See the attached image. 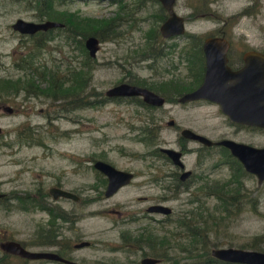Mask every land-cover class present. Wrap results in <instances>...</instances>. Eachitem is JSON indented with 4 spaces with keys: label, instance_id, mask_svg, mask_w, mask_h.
I'll use <instances>...</instances> for the list:
<instances>
[{
    "label": "rangeland",
    "instance_id": "obj_1",
    "mask_svg": "<svg viewBox=\"0 0 264 264\" xmlns=\"http://www.w3.org/2000/svg\"><path fill=\"white\" fill-rule=\"evenodd\" d=\"M31 1L35 4L34 0H0V78L20 75L37 79L31 70L22 69L18 65L27 57V64L33 63L35 57L37 63L33 65L42 69L49 67L58 77L69 76L77 67L83 68L85 55L82 45L70 38L64 29L53 27L52 37L45 38L41 45L36 46L35 36L20 33L12 27V23L19 17L36 19L35 15H43L44 11L32 6ZM204 1L177 0L176 10L181 14L188 15L193 6L208 11L205 16L188 19V33L204 35L212 32L215 25L221 22L220 18L237 14L251 0H212L209 5L208 2L204 4ZM121 2L128 7L120 8L117 0H56V8L83 16L110 17L119 14L113 26L116 35L101 40L93 58L94 66L87 91L90 102L66 110L60 104L65 99L53 100L44 95L32 97L27 106L20 107L19 112L0 117L5 136H15L19 129L26 132L25 125H40L37 134L42 136L41 143L0 145V178L13 179L17 173L27 179H32L37 173H50L55 177L63 175L62 178H67V188L77 189L83 201L75 204L71 199L60 198L58 205L67 209L76 208L82 215L78 222L81 239L94 241L92 245L81 248L72 246L73 251L70 252L73 257L83 261L141 264L144 255H152L150 249L143 244L138 246L134 240L123 239L122 234L135 236L151 231L158 237L164 235L171 239L164 243L167 257L157 264H186V261L191 260V254L197 256L200 247L180 245L187 240V230L180 226V218L190 215V211L196 212L198 205L202 204L207 208L206 212L219 216V223L215 224L214 221L215 225L209 230L207 246L210 249L218 246L253 248L254 237L264 234V181L259 184L257 177L248 171L249 174H241L232 162L226 161L228 153L223 150L208 151L201 147L202 152L208 151L201 164L197 162L195 152L187 153L185 160L189 167L195 166L197 173L193 178L194 189L201 181L211 180L215 183L216 180H229L234 175L240 178L242 175L246 190L242 193L241 210L237 211V207L232 205L234 209L231 213L222 212L217 208L219 202L215 193L206 196L196 190L193 194L189 189L180 193H174L173 188L168 189V184L173 183V180L166 174L173 165L150 153L156 146L178 148L180 129L183 126L191 127L212 139L233 136L257 146L264 145V129L240 124V129L235 132L236 126L232 125L217 104L206 101L181 103L176 93L169 95L174 100L167 98L162 106L151 108L140 103V96L108 97L101 100L106 96V89L121 81H143L146 86L152 87L161 81L193 80L191 64L180 56L186 37L181 34L166 38L159 34L162 20L157 21L160 18L157 15H163L161 4L154 0ZM235 18L230 27L234 30L231 33L235 39L239 30L240 39L263 38L264 26H260L259 21H264V15L260 19L245 16L238 21ZM60 33L64 36L57 35ZM161 44V52L164 50L165 53L152 58L155 50L157 52L159 48L160 52ZM3 93L5 96L11 94L6 91ZM67 99L71 106L76 98L71 96ZM172 118L175 124H168ZM153 120L161 125V129L156 142L146 143L142 140V127ZM188 144L193 148L200 146L196 141H188ZM96 158L105 159L119 168L133 170L136 176L116 193L106 197L99 181L102 176L93 165ZM22 167L25 169L18 172ZM77 168L80 172H77ZM95 184L101 186L95 189ZM16 186L32 187L11 180L5 183V190ZM162 194L168 196L167 204L173 208L171 218L166 221L159 220L163 214H149L145 209L153 198ZM237 194L240 195V192ZM254 197L257 199L253 207ZM193 198L202 201H192ZM114 208L123 210V214L119 216ZM143 211L153 218L143 217ZM47 217V213L38 209L36 204H32L31 208L0 205V241L4 237L15 238L30 249L44 248L35 244L33 230L39 222L44 223ZM209 221L211 225L213 220L210 218ZM77 234V231L70 229L67 242L75 241L73 237ZM257 246L264 249V240L259 241ZM2 252L0 249V255ZM29 264L62 263L35 259L30 260Z\"/></svg>",
    "mask_w": 264,
    "mask_h": 264
},
{
    "label": "water",
    "instance_id": "obj_2",
    "mask_svg": "<svg viewBox=\"0 0 264 264\" xmlns=\"http://www.w3.org/2000/svg\"><path fill=\"white\" fill-rule=\"evenodd\" d=\"M159 1L167 11V16L159 27L161 34L164 37H170L183 33L186 29V24L184 16L175 10L176 0ZM63 25L64 22L54 19L37 22L23 17L17 18L12 23V27L15 30L24 33H33L38 29ZM85 46L89 54L95 57L100 47L99 37L96 35L87 36L85 38ZM226 46V39L222 36H207L205 38L203 47L207 62L203 81L196 88L183 92L178 97V100L186 102L198 98H207L218 102L221 110L230 119L241 124L264 128V52L249 51L245 54V63L240 67V71L232 70L226 63ZM105 93L109 97L141 96L145 102L156 106L163 105L166 101L165 96L161 93L147 86L127 81L114 84L106 89ZM5 108L11 109V106L6 105ZM168 123L173 124L174 120L170 119ZM181 133L185 137L197 139L206 145L223 144L227 146L231 153L241 161L244 168L256 175L259 184L264 181V145L257 146L228 137L214 140L190 127H184ZM161 150L166 152L174 162L182 163V152L180 150L171 146H161ZM93 164L109 178L106 195L113 194L120 186L129 183L133 176L132 171L118 168L103 159H97ZM189 172L187 171L184 174ZM51 193L55 198L64 196L79 199L78 194L59 187H53ZM150 210L169 213L171 207L165 204H156L150 207ZM88 243V240H84L77 243L76 246L80 247ZM0 247L7 252L19 254L29 259L48 258L65 261L69 264H109L104 262H82L65 258L54 251L29 249L16 239L1 241ZM211 252L215 257L226 261L264 264V251L259 249L220 246L213 247ZM160 260L158 257L148 255L142 257L141 263L155 264Z\"/></svg>",
    "mask_w": 264,
    "mask_h": 264
},
{
    "label": "flooded vegetation",
    "instance_id": "obj_3",
    "mask_svg": "<svg viewBox=\"0 0 264 264\" xmlns=\"http://www.w3.org/2000/svg\"><path fill=\"white\" fill-rule=\"evenodd\" d=\"M207 2H208L207 5H209V4H211L212 0H205L204 4H206ZM176 3H177V0L175 1V10H176ZM191 6H192V4H191ZM263 9H264V3L262 0H251L250 2H248L247 6L242 8L237 14H232L228 17L220 18L221 22H218L215 25V27L213 28L212 32H210V33H206L203 35V34H196V33H188L186 30L182 34L183 36L186 37V39L184 41V44L182 45L180 56L182 58H185V60L190 64L195 63L197 65H200L198 67V69L204 76L205 70H206V62H207L206 61V54H205L204 47H203L204 40L207 36H222L226 39V42H227V46L225 48V52L227 55L226 63L230 66V68L232 70H239L240 71V67L245 63L244 57H245L246 53H248L251 50H257V51L264 52V36L262 39H258V40H250L247 38L240 39V30H239L238 35H236L237 39H235L233 34L231 33L234 30L232 31L230 29V27H231L232 23H234L235 17L238 19V21H240V19L245 17V16L253 17L254 19H260L261 15L262 16L264 15ZM207 13H208V11L206 9H197L196 7L193 6L192 10L188 13V15H184V14H182V15L184 16L185 23H187L189 18L194 20L196 17L205 16ZM46 15L47 14L39 15V16L35 15V17H37L36 19H29V20L41 22V21H45L47 19H50L48 17H45ZM166 16H165V18H166ZM25 19H27V18H25ZM259 25L264 26V21L260 20ZM55 27L62 28L65 26H55ZM52 28L53 27H48L46 29H38L33 33H24V32H20V31L19 32L23 33V34H29L31 36H35V42L37 41L41 45L42 42H44L45 38L50 39L52 37V35L54 33ZM57 35H60L61 37L64 36L61 33L57 34ZM177 36H179V35H177ZM194 36H198V37H200V39L199 40L191 39V37L193 38ZM186 55H187V57H186ZM33 60H34L33 63L34 62L37 63L36 59H33ZM45 68L46 67H44V69ZM47 68H49V67H47ZM32 69H33V71L42 70L41 67L36 66V65H34L32 67ZM20 77H22V76L18 75L17 77H13V78L19 79ZM202 79H203V77H202ZM201 82H202V80L197 84V86ZM196 87H194V88H196ZM11 94H8L7 96H5L3 91L0 89V117H2L4 115H10V114L19 112L20 107H24L25 105L27 106V102L30 101V99L32 97H40V96L45 95L43 93L37 94L36 92H34V90L31 91V89H28L25 87H21L20 89L15 90ZM177 99H178V97H177ZM57 100H59V99H57ZM198 101H206L209 103H214V104H217L220 108V105L218 104V102L207 99V98H198V99L189 100V101L181 102V103L186 104L188 102L192 103V102H198ZM6 105H10L11 109L5 108ZM220 110H221V108H220ZM41 111H43V107H41ZM225 115L228 117L227 114H225ZM230 121H231L232 125L236 126L235 132H237L240 129V122H236L232 119H230ZM173 124H175V120H174ZM173 124H171V125H173ZM177 125H179V124H177ZM29 126L33 129L32 135L17 134L15 136H5L4 135V129H3L2 125L0 124V127H1V129H0V145H2V144H13L16 142L17 143H25V144L41 143L42 142V136L37 134L39 131L40 125H29ZM184 127H188V126L181 127L180 137L178 138V140L180 142V146L178 148H176L182 152L181 153L182 163L174 162L166 152L161 150V146H158L160 148L161 152H153L150 154H154L156 156L162 157L169 164L173 165V167L168 169V173L166 175L172 177V180H173V183H171L172 186H171V184H168L167 188L168 189L173 188L174 193H176V192L180 193L181 191H187V189H189V191H191V193H193V194L196 190V192L197 191L203 192L204 195H206V196L209 194L212 195L213 192L211 189V185H212L211 180L210 181H201L198 185L196 184L197 185L196 189L193 188V182H194L193 178L196 176L197 173L195 172V166L194 167L188 166L187 161L185 160L186 159L185 155L187 153L190 154V153L195 152L196 153V160L198 163L201 164L204 157L206 155H208L207 152L209 150L219 149V150H223L225 152H227V150H229V152H231V151L227 146H225L223 144L206 145V144L198 141L197 139L185 137L181 133V130ZM197 132H199V131H197ZM199 133H201V132H199ZM201 134H204V133H201ZM204 135H206V134H204ZM224 137L233 138V139L240 141L239 139H237L236 137H233V136H223L221 138H224ZM215 140H217V139H215ZM188 141H196V142L200 143L199 148H193L192 146H190L188 144ZM201 147L204 149H207L208 151L202 152ZM146 156H147V154H146ZM232 157L238 159L235 156H232ZM97 159H102V158H96V159H94V161ZM103 160H105V159H103ZM94 161H93V163H94ZM24 169L25 168L22 167V168L18 169V172H21ZM95 169H97L99 174L102 176V178H100L99 181H100L102 187H104L103 193L106 197L113 195L120 188H122L123 186L128 184L127 183V184L120 186L113 194L106 195V189H107V186L109 183V178L100 169H98L96 167H95ZM122 169H124V168H122ZM76 170H77V172H80L79 168H77ZM127 170H129V169H127ZM131 171L133 172V176H132L130 182L136 176V172L133 170H131ZM187 171H190V172L188 174H184ZM45 174L46 175H41L40 173H37L32 179L21 178L18 173L16 174L15 178H13V179H11V178H8V179L7 178L6 179L0 178V193H2V195H0V205H2L4 207L18 206V208H20V207L31 208L32 204H36V207H38V209L45 211L47 213L48 217L45 220V222L44 223L39 222L34 227V230H33V234H34L33 237L35 240H37L35 242V244H39L40 246L44 247V248L38 249V250L54 251V252H57L59 255L65 257V258L77 260V261H82V262H104V263L114 264V263L103 261V260L83 261L79 257H78V259L73 257L72 252H70V251H73L72 246L74 248H81L84 246L92 245L94 243V241L89 240V239H81L82 238L81 237V231H78V229H79L78 228V226H79L78 222L81 220L82 215L78 213V210L76 208L67 209V207L62 206L61 204L58 205L59 204L58 200L60 198H67V199L73 200L75 202V204H78L81 201H83V196L79 193V191L77 189L67 188L66 183L68 180H67V178H62L63 175L55 177L50 173H45ZM11 180L19 183L20 185L21 184L22 185L28 184L29 186H32V187H26V186H18L17 187L16 186L14 188H11L10 190H5V183H7ZM101 185H99V186H101ZM99 186H97V184H95V185H93V188L98 189ZM53 187H59V188H63L66 190H70V191L78 194L79 199H74V198L64 197V196H58L55 198L53 196V194L51 193V189ZM204 189H205V192H204ZM52 198H53V200H52ZM200 198H201V196H200ZM200 200L202 201V199H200ZM168 201H169L168 196L166 194H162L158 197L153 198L151 203L148 204L145 209H146L147 213H149V214L150 213L163 214V217L160 218L159 220H162V221L169 220L171 218L170 216H171V213L173 211V208L167 204ZM192 201H196V200H194V198H193ZM156 204L168 205L171 207V211L169 213H165L163 211L150 210V207H152L153 205H156ZM51 208L55 209L56 214L54 217H52L50 214ZM113 210L119 216H121L124 212L123 210H120L117 208H114ZM142 213H143V217L153 218L152 216H148L146 214V212H144V211ZM133 215H135V214H133ZM156 219H158V218H156ZM75 228H77V229H75ZM70 229L72 231H77V233H79V234H77L76 237H73V239L75 241H72V243L67 242V240L69 239L68 231ZM128 235H129L128 233H123L122 238L125 239ZM131 236H133V235H131ZM7 239H12V238L4 237L1 241L7 240ZM84 240H88L89 243L86 245L80 246V247L76 246L77 243L84 241ZM128 241H131V240H128ZM23 244H25V243L23 242ZM139 245L142 246V244H138V246ZM122 246H126V244H122ZM1 251H3V250H1ZM144 256H146V255H144ZM158 258H160L162 260L161 257H158ZM38 260H41V261L54 260L56 262H61L62 264H69V263H66L65 261L55 260V259L40 258ZM140 262H141V260H140Z\"/></svg>",
    "mask_w": 264,
    "mask_h": 264
},
{
    "label": "trees",
    "instance_id": "obj_4",
    "mask_svg": "<svg viewBox=\"0 0 264 264\" xmlns=\"http://www.w3.org/2000/svg\"><path fill=\"white\" fill-rule=\"evenodd\" d=\"M114 1V0H112ZM120 3V8L128 7V5L121 2V0H117ZM157 1V0H154ZM35 4H33V1H31L32 6H36L39 10H43L45 14H49L48 17L50 19L59 20L65 23V27H62L65 31L68 32V35L70 38H74L77 43H81L82 50L84 51L85 60H84V67L83 68H76L73 69L69 76H61L58 77V75L55 74L52 69H42V71H33L32 67L34 66L33 63L27 64L28 57L18 63V65L21 68L29 69L31 70V73L34 75L37 79L34 77H20L19 79L13 78V77H3L0 78V89L3 91H6L7 93H13L15 90L20 89L21 87H25L28 89L34 90L37 94H45L47 97L53 98V100H57L60 98H63L65 100L61 101L60 104L62 105L61 108L63 109H70L75 106L84 105L91 100L87 99L88 96V87L89 82L91 79V70L93 68V58L91 57L89 52L87 51V48L85 47V38L88 35H96L99 37L100 40H106L108 38H112L111 35H116L113 30V26L115 23V19L117 18V15L110 16V17H95V16H83L76 12L64 10V9H58L56 8V0H34ZM163 15L158 14L157 17H160L157 21L160 19L163 20L165 16L167 15L165 9L162 5H160ZM160 32V31H159ZM158 34V33H157ZM161 34V33H159ZM78 35H81L82 38H80ZM149 33V37H150ZM191 39L199 40L200 37L194 36ZM150 42L151 39H150ZM154 42H156V37ZM153 43V42H152ZM36 46H39L40 44L36 41ZM152 47V46H151ZM163 49L162 44L160 46V52L158 53V50L153 52L152 58H157L158 55H162L161 50ZM187 57V55H186ZM35 59V57H34ZM200 65H197L195 63L191 64L192 69V81H186V80H180V81H161L157 83L155 86H148L150 88H154L160 93L164 94L166 98L173 99V96H169L170 94L176 93V95H180L182 92L193 89L197 86V84L202 80L203 74L199 71L198 67ZM36 81H39V83L44 82L45 85L41 86ZM136 83L141 85H146L143 81H137ZM87 92V93H84ZM75 96V100L73 101V104L69 106V100L67 97ZM105 98H108L107 96L102 97L101 100H104ZM141 98V97H140ZM140 103L147 108L155 107L154 105H150L143 101V99H140ZM26 132H22V129H19L18 134L23 135H32L33 129L28 125L26 126ZM24 128V129H25ZM161 129V125L157 121H150L148 122L147 126L142 127V131L144 135L142 136V140H144L146 143L155 141L159 135ZM227 150V149H226ZM153 152H161L160 148L158 146L151 149V153ZM228 157L226 161L232 162L236 170H240L241 174H249L245 168L243 167L242 163L232 157V154L227 150ZM242 176V175H241ZM240 178L236 175L233 176V178H230L229 180H216L215 183H212L211 189L212 192L217 195L218 199V209L220 211H225L227 213H231L234 208H232V205H235L237 208V211L241 210L242 208V199H243V190H246V187L244 185V182L242 181V177ZM203 189V188H202ZM205 192V189H204ZM240 192V195L237 193ZM255 198V197H254ZM256 199H254V202L252 201V205L254 207V204L256 202ZM194 200H200V198H194ZM240 203V206H238ZM240 207V208H239ZM207 208L202 204L198 205L196 212L194 211H188L190 215H185L180 218V226H183L187 230V240L184 243H180V245L197 247L199 246V252H197V256L190 255L191 260L186 261V264H245V263H235V262H229L222 259H219L212 255L211 249L207 246L209 245V230L212 229V227L215 224H218L219 216L214 213L206 212ZM50 214L52 217L55 216L56 212L54 208H51ZM188 217V219H186ZM210 218L213 220L211 221V225H209ZM214 221L215 224H214ZM177 234V233H175ZM125 240H134L138 244H143L144 246H147L151 254L153 256L158 257H167V252L164 247V243L167 242L169 239L168 236H160L152 234L151 231H148L147 233H140L135 236H131L129 234ZM261 240H264V234L257 235L254 237L253 240V248L261 249L257 246V243ZM37 241V240H36ZM35 241V242H36ZM170 242V241H169ZM201 250V252H200ZM264 250V249H262ZM146 254V252H145ZM30 259L20 256V255H14L8 252H2L0 255V264H29Z\"/></svg>",
    "mask_w": 264,
    "mask_h": 264
}]
</instances>
